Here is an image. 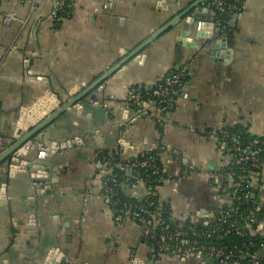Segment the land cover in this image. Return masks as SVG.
<instances>
[{
    "label": "crops",
    "instance_id": "1",
    "mask_svg": "<svg viewBox=\"0 0 264 264\" xmlns=\"http://www.w3.org/2000/svg\"><path fill=\"white\" fill-rule=\"evenodd\" d=\"M195 1L114 0L106 7L107 0H74L56 27L51 0L37 10L30 0H0V154L15 141L21 117L32 113L26 124L34 125L45 116L32 111L36 104L44 109L54 96L61 105L70 101ZM198 14L213 24L208 8L190 12L45 128L33 140L35 150H22L31 167L13 173L11 164L20 162L0 166V264H217L155 255L139 224L116 219L103 195L107 168L100 159L102 152L129 159L162 148L171 181L156 193L172 218H191L201 227L212 221L219 199L209 162L216 171L224 158L208 134L242 126L264 136V0H245L231 18L229 56L219 61L178 42L182 31L203 43ZM174 67L186 68L189 79L171 123L128 106L130 88L152 87ZM65 143L56 155L40 158L39 145ZM42 161L48 172L37 165ZM37 179H47L45 189ZM124 192L140 200L151 193L142 184L125 185Z\"/></svg>",
    "mask_w": 264,
    "mask_h": 264
},
{
    "label": "built area",
    "instance_id": "2",
    "mask_svg": "<svg viewBox=\"0 0 264 264\" xmlns=\"http://www.w3.org/2000/svg\"><path fill=\"white\" fill-rule=\"evenodd\" d=\"M107 1L106 7H109L114 0ZM235 1L243 5L245 2V0ZM30 2L32 9L37 10L46 0H30ZM51 2L53 9L49 18L52 24L61 20L60 12L66 11V8L73 9L74 6V0H51ZM220 6H223V3H220ZM235 10H240V7L234 5L229 8L232 14ZM8 20L13 21L15 17L10 16ZM181 69L182 71L179 72ZM186 71L187 69L183 67L172 68L161 77L159 82L162 83L148 94V98L140 89H130L128 93L130 106L144 114L153 110L157 122L171 123L177 110L178 95L185 86ZM228 137L229 134L224 130L219 136L208 134L209 139L217 138L218 152L225 160L209 178L213 190L218 193L219 204L214 210V218L207 226H198L191 218H186L183 222H179L176 230L171 229L162 218V214L166 211L161 200L156 212L145 211L146 217L132 211L131 206L124 204L120 215H115L116 219L139 224L145 232L146 239L157 240L159 255L167 253L180 257L195 256L207 258L217 264H264V144L260 146L262 142L258 139L246 142L237 136H234L231 143L226 140ZM123 160L129 161L130 158ZM104 164L107 173L103 182V195L111 200L115 196L112 185L117 183V175L108 168V163ZM122 168L135 182L126 185L142 184L149 188L153 175L159 176L158 181L163 184L171 181L164 166L160 170L154 160L130 164ZM143 168H148L151 175L141 174L140 169ZM110 208L115 214L114 209L111 206ZM153 250L155 254V249Z\"/></svg>",
    "mask_w": 264,
    "mask_h": 264
},
{
    "label": "water",
    "instance_id": "3",
    "mask_svg": "<svg viewBox=\"0 0 264 264\" xmlns=\"http://www.w3.org/2000/svg\"><path fill=\"white\" fill-rule=\"evenodd\" d=\"M205 0H196L193 2L188 8L180 12L176 17L171 19L167 24H165L163 27L155 31L146 41H144L142 44H140L136 49L129 52L128 55L123 57L117 64H115L112 68H110L107 72L102 74L95 82H93L91 85L84 86L83 90H80L70 101L66 102L65 104L61 105V101L58 99L57 96H54L52 98L53 101H50L49 104H46L44 106V109L40 108L39 104H36L32 111H40V113L44 114L45 116L42 117V119L34 124V125H27L26 120L30 121L32 120V113H27L26 118L21 117L20 124L18 126V131L15 135V141L13 144L7 148L2 154H0V166L8 161H14L18 164H11V171L14 173L18 171L19 166L25 167L30 166L29 162L22 161L23 158V152H29L31 150H35L37 148V143L33 142V140L41 133L45 128H47L49 125H51L56 119L60 117V115L65 112L66 110H69L71 107L75 106L78 102H80L84 97L88 96L93 90H95L96 87L100 86L102 83H104L108 78L113 76L116 72L119 71L120 68H122L126 63L131 62L134 60L145 48H147L149 45H151L157 38L168 32L174 25H176L179 21L183 20L185 16H187L192 11H198V13L203 12V8H199V6L204 2ZM199 16V14H198ZM200 17V16H199ZM199 20V18H198ZM200 21V20H199ZM198 24V34H200V38L204 39L202 44H198L194 42L193 40L188 38V35L182 31H178V42L179 44L183 46H187L190 48H200L203 50H206V53L210 56H213L217 59V61L228 58L229 51H227V38L226 36L222 35L220 32V28H218V32L214 31V23H210L207 21H201ZM209 26L212 28V30L207 31V28ZM217 26V25H216ZM27 110V109H26ZM137 120H134L135 123ZM41 148V152L39 153V156L42 160H44L46 157L54 156L57 154V152L60 149H65L69 146L68 143L65 144H52L51 148L46 149L42 148V145H39ZM38 166L42 167L40 168L42 171L47 170L48 164L46 162H38ZM36 166V167H38ZM215 164L212 162H209V169L210 172L213 174L215 172ZM32 169V168H31ZM35 184H38L41 186L42 189H45L47 184V179H37L35 180ZM49 193V192H47ZM58 264H66V261H60ZM134 264H142L140 261H136Z\"/></svg>",
    "mask_w": 264,
    "mask_h": 264
},
{
    "label": "trees",
    "instance_id": "4",
    "mask_svg": "<svg viewBox=\"0 0 264 264\" xmlns=\"http://www.w3.org/2000/svg\"><path fill=\"white\" fill-rule=\"evenodd\" d=\"M220 3H223V6H220ZM236 5L237 7H240V10L234 11V16L239 14L242 10L241 7H243V3H238L235 0H205L200 7L202 8H208L211 10L214 14L213 16V23L217 25L218 28H220V32L224 36H229L233 33V29L229 27V22L231 18L233 17V14L229 11V8ZM223 8L224 10H221ZM72 12V8H66V11L59 13V19L60 21L55 22V26L59 27L62 20L69 16V14ZM201 17V16H200ZM199 19H202L201 21H207L206 17H201ZM175 68V67H174ZM182 69L179 71L181 72ZM186 78L184 80V83L189 79L188 71H186ZM157 80V82L160 81ZM155 83L151 89L150 87H143V86H136L134 88L140 89L142 91V94L148 98V94L153 92L158 88V85L162 83ZM179 96V95H178ZM176 96V97H178ZM223 131V130H222ZM225 132L229 134L230 137H228L226 140L230 141L231 143L234 140V136L239 137L243 141H250L253 139H258L260 142V146L264 144V137H256L252 135L248 129L242 127V126H234V127H227L224 129ZM220 135V132L217 134ZM264 147V145H263ZM163 150H154L150 152H146L144 154L139 155L136 158H130L129 161L123 160L119 155L111 156L108 152H102L100 153V159L102 164L108 163V168L112 169L113 173L117 175V183L113 184V190L115 191V196L109 200V205L114 209L115 215H120V210L123 208L124 204H127L131 206V210L135 211L137 213H140L141 216H147L145 214V211H148L149 213H154L159 207V201L160 198L158 194L156 193L157 187L163 185V182H159V176L153 175L151 176V182L149 183V190L150 195L142 200L129 197L124 192V186L126 184H134L135 182L130 179V177L126 174V171L122 167H127L130 164L140 163L143 161L148 160H154L156 162V165L160 168V170L163 168V164L161 161V154ZM140 173L144 174L145 176L151 175V171L148 168L140 169ZM165 213L162 214L163 220L171 226V229L176 230V227L179 226V222H176L172 218L171 208L169 204L164 203ZM233 240L238 241L237 239L233 238ZM145 241L155 249V254L158 255L160 253V250L157 248V240H151L146 239ZM158 257V256H157Z\"/></svg>",
    "mask_w": 264,
    "mask_h": 264
},
{
    "label": "flooded vegetation",
    "instance_id": "5",
    "mask_svg": "<svg viewBox=\"0 0 264 264\" xmlns=\"http://www.w3.org/2000/svg\"><path fill=\"white\" fill-rule=\"evenodd\" d=\"M132 88H134V87H132ZM132 88H130V89H132ZM128 93H129V91H128ZM127 103H128V106L131 108V109H133L131 106H130V104H129V101H128V94H127ZM137 113H139V114H144V112H137ZM146 114V113H145ZM107 163V162H106ZM104 164V163H103ZM105 165V164H104ZM104 180H105V177H104ZM104 182V181H103Z\"/></svg>",
    "mask_w": 264,
    "mask_h": 264
},
{
    "label": "rangeland",
    "instance_id": "6",
    "mask_svg": "<svg viewBox=\"0 0 264 264\" xmlns=\"http://www.w3.org/2000/svg\"><path fill=\"white\" fill-rule=\"evenodd\" d=\"M224 160H225V158H224Z\"/></svg>",
    "mask_w": 264,
    "mask_h": 264
}]
</instances>
